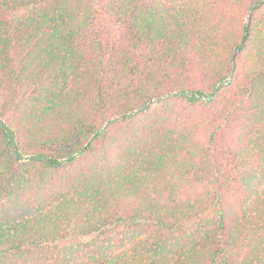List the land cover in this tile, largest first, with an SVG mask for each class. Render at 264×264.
<instances>
[{
	"label": "trees",
	"instance_id": "1",
	"mask_svg": "<svg viewBox=\"0 0 264 264\" xmlns=\"http://www.w3.org/2000/svg\"><path fill=\"white\" fill-rule=\"evenodd\" d=\"M0 264H264V0H0Z\"/></svg>",
	"mask_w": 264,
	"mask_h": 264
},
{
	"label": "water",
	"instance_id": "2",
	"mask_svg": "<svg viewBox=\"0 0 264 264\" xmlns=\"http://www.w3.org/2000/svg\"><path fill=\"white\" fill-rule=\"evenodd\" d=\"M219 87V85L218 86H216V88H218ZM177 93H170V94H167V95H164V96H162V97H159L158 99L159 100H162V99H165V98H168V97H171V96H174V95H176ZM204 100H207V98H203ZM152 101H154V100H152ZM99 133H101V131H99L98 133H96V134H94L91 138H90V140L89 141H91L97 134H99ZM87 145V144H86ZM86 148V146L84 147V149Z\"/></svg>",
	"mask_w": 264,
	"mask_h": 264
}]
</instances>
